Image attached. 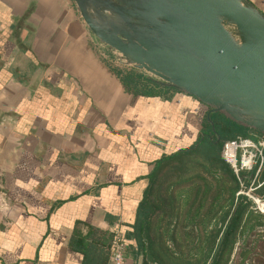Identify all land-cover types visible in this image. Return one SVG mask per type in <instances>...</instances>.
Listing matches in <instances>:
<instances>
[{"label":"crops","instance_id":"0c3cea01","mask_svg":"<svg viewBox=\"0 0 264 264\" xmlns=\"http://www.w3.org/2000/svg\"><path fill=\"white\" fill-rule=\"evenodd\" d=\"M102 53L73 0H0V264H111L116 224L144 263L129 234L149 175L207 108L128 91Z\"/></svg>","mask_w":264,"mask_h":264},{"label":"water","instance_id":"95a60500","mask_svg":"<svg viewBox=\"0 0 264 264\" xmlns=\"http://www.w3.org/2000/svg\"><path fill=\"white\" fill-rule=\"evenodd\" d=\"M73 1L120 65L195 97L209 121L222 113L264 135V11L251 0Z\"/></svg>","mask_w":264,"mask_h":264},{"label":"trees","instance_id":"16d2710c","mask_svg":"<svg viewBox=\"0 0 264 264\" xmlns=\"http://www.w3.org/2000/svg\"><path fill=\"white\" fill-rule=\"evenodd\" d=\"M107 64L134 94L170 97L177 92L134 68ZM206 108L197 143L162 156L149 175L129 234L143 264H264V213L244 193L252 172L236 173L222 156L226 141L264 135L222 113H211L209 121ZM255 186L254 195L264 200V169Z\"/></svg>","mask_w":264,"mask_h":264},{"label":"built area","instance_id":"2783aa9c","mask_svg":"<svg viewBox=\"0 0 264 264\" xmlns=\"http://www.w3.org/2000/svg\"><path fill=\"white\" fill-rule=\"evenodd\" d=\"M223 158L234 168L236 173L240 171L252 172L249 189L244 192L256 204L259 211L264 213V200L254 195V190L260 187L255 185L259 182L262 170L264 169V139H234L226 141L223 150ZM112 244H111V264H129L125 250L124 234L121 226L118 224L112 228Z\"/></svg>","mask_w":264,"mask_h":264},{"label":"rangeland","instance_id":"374dc122","mask_svg":"<svg viewBox=\"0 0 264 264\" xmlns=\"http://www.w3.org/2000/svg\"><path fill=\"white\" fill-rule=\"evenodd\" d=\"M256 1V3L260 6V7H264V3L261 1V0H255ZM102 56H104V61L107 63V62H110V61H112V63L114 62H116L113 58H111V56H109L108 54H106V53H102ZM262 203H264V202H262Z\"/></svg>","mask_w":264,"mask_h":264}]
</instances>
